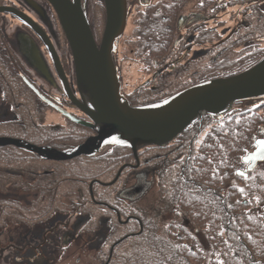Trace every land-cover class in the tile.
<instances>
[{
  "label": "flooded vegetation",
  "instance_id": "flooded-vegetation-1",
  "mask_svg": "<svg viewBox=\"0 0 264 264\" xmlns=\"http://www.w3.org/2000/svg\"><path fill=\"white\" fill-rule=\"evenodd\" d=\"M126 4V24L113 59L121 92L132 105L151 104L199 81L236 74L264 55V0H126ZM2 7L27 14L49 42ZM96 7L100 39L104 1ZM51 10L47 0H0V127L15 121L24 103L39 108L42 120L46 111L56 112L63 122L52 123L63 126L78 123L58 109L87 119L69 98V93L79 98L73 60ZM47 43L56 52L64 79ZM129 67L135 74L125 80ZM253 107L237 102L232 117H243L240 112ZM224 115H204L169 142L146 144L135 154L128 146L117 145L127 147L118 154L116 147L103 146L98 154L107 152L106 157L113 159L109 162L91 161L94 155L55 160L36 154L43 161L31 163V172H15V180L1 189L0 199L14 208L0 210V264H108L120 242L151 226L182 228L193 243L210 250L208 233L226 234L230 218L238 214L264 213L260 190L255 188L264 171L262 161L249 170L251 160H244L256 141L264 139V125L247 123L249 135L231 161ZM81 127L89 133H60L36 145L74 147L95 134ZM133 186L137 189L126 190Z\"/></svg>",
  "mask_w": 264,
  "mask_h": 264
},
{
  "label": "water",
  "instance_id": "water-1",
  "mask_svg": "<svg viewBox=\"0 0 264 264\" xmlns=\"http://www.w3.org/2000/svg\"><path fill=\"white\" fill-rule=\"evenodd\" d=\"M47 1L57 16L71 51L79 98L72 93H69V98L87 119L77 118L63 109L58 110L68 119L92 129L95 134L63 150L48 145L39 146L11 136H0V146L10 144L23 147L40 158L55 160L96 155L106 145L128 146L135 154L139 147L146 144L162 145L169 142L204 115L221 117L236 102L264 99L263 55L252 66L236 74L199 81L151 104L132 105L121 93V81L113 59L118 38L126 24V0H103L106 19L99 44L95 41L87 18L85 0ZM1 10L29 23L43 39H47L41 28L24 12L6 7ZM47 45L64 79L56 52L50 43ZM34 58L37 68L46 74L41 60ZM260 141L264 139H258L254 150L244 157L245 161L251 160L249 170L264 157ZM121 168L111 182L116 179ZM136 189L133 186L126 190Z\"/></svg>",
  "mask_w": 264,
  "mask_h": 264
},
{
  "label": "trees",
  "instance_id": "trees-1",
  "mask_svg": "<svg viewBox=\"0 0 264 264\" xmlns=\"http://www.w3.org/2000/svg\"><path fill=\"white\" fill-rule=\"evenodd\" d=\"M251 106L255 107L250 111L242 110L240 112L246 117L237 119L232 117L233 110L227 112L225 117L230 130L229 154L231 161L237 158V151L243 145L242 140L249 135L247 123L255 122L264 125V99L256 101ZM248 113L252 115L251 118L247 117ZM42 118L43 113L39 108L30 103L21 104L18 107L15 121H10L0 127V136L8 135L25 139L34 144H46L60 133L62 135L63 133H86L87 131L86 128L78 124L63 126L58 123H43ZM204 125H206L205 122ZM217 128L225 127L219 125ZM112 147H116L117 154L121 151L123 153L127 149V147L117 145H112ZM106 153L96 154L90 160L95 162L113 160L106 157ZM113 158L119 161V157ZM41 161L43 160L34 152L23 147L10 144L0 146V190L4 188V185L15 180L13 178L15 172H31L30 169L33 168L31 163ZM114 163L118 164L117 161ZM17 182V184H22L20 180ZM255 188L260 190L261 203L264 205V171H262L260 182L255 185ZM12 204L0 199V210L13 209ZM247 215L242 213L230 218V228L226 234L208 233L212 244L210 250H205L193 243L190 234L182 228L175 226L147 227V229L135 235H129L120 242L115 247L108 264H221V262L223 264H264V213ZM256 260L258 262H255Z\"/></svg>",
  "mask_w": 264,
  "mask_h": 264
},
{
  "label": "rangeland",
  "instance_id": "rangeland-1",
  "mask_svg": "<svg viewBox=\"0 0 264 264\" xmlns=\"http://www.w3.org/2000/svg\"><path fill=\"white\" fill-rule=\"evenodd\" d=\"M99 2V0H85V3H86V13H87V17H88V21H89V24L95 34V37L99 40V31L101 30V26H99L100 24V20H99V17L97 15V12H96V5L97 3ZM50 17H52V20H53V24L56 28V30L59 32L61 31L62 33V30H60V24L58 23V19L56 17V14L53 10H51V13H50ZM56 23L58 25H56ZM100 29H99V28ZM99 29V30H98ZM98 33V35H97ZM63 34V33H62ZM70 58V57H69ZM71 60V58H70ZM128 70V71H127ZM127 70L125 69L124 71L126 72V77H125V80H129L130 77L133 78L132 76H134L135 72L132 71V69L129 67L127 68ZM248 101V100H247ZM244 101L243 104H244V107L246 106H250L252 104H254L256 101ZM45 122L49 123V122H63V119L61 117V115L57 114L56 112L54 111H46L45 113V117L43 119ZM86 133H89L88 131H86ZM0 193H2V190H0Z\"/></svg>",
  "mask_w": 264,
  "mask_h": 264
},
{
  "label": "snow or ice",
  "instance_id": "snow-or-ice-1",
  "mask_svg": "<svg viewBox=\"0 0 264 264\" xmlns=\"http://www.w3.org/2000/svg\"><path fill=\"white\" fill-rule=\"evenodd\" d=\"M115 142V141H114ZM260 143V145L262 146V150H264V141H260L259 142ZM261 164L259 165V166H261V167H264V157H262L261 158ZM242 191V190H241ZM221 264H223V262H221Z\"/></svg>",
  "mask_w": 264,
  "mask_h": 264
},
{
  "label": "bare ground",
  "instance_id": "bare-ground-1",
  "mask_svg": "<svg viewBox=\"0 0 264 264\" xmlns=\"http://www.w3.org/2000/svg\"><path fill=\"white\" fill-rule=\"evenodd\" d=\"M104 25H105V23H104ZM104 25H103V28H104ZM103 30V29H102ZM102 35V34H101ZM95 41H96V43L97 44H99V42H100V39H99V41H97L96 39H95ZM122 93V92H121Z\"/></svg>",
  "mask_w": 264,
  "mask_h": 264
}]
</instances>
